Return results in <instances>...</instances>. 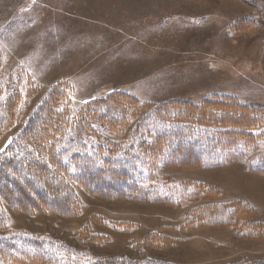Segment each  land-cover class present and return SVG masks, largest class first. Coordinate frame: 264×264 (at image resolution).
Listing matches in <instances>:
<instances>
[{
  "label": "rangeland",
  "instance_id": "1",
  "mask_svg": "<svg viewBox=\"0 0 264 264\" xmlns=\"http://www.w3.org/2000/svg\"><path fill=\"white\" fill-rule=\"evenodd\" d=\"M256 1L257 8L240 0H0V89L15 85L23 96L66 83L70 100L61 107L70 112L113 92L148 104H198L217 95L264 107V0ZM243 19L255 26L234 33L233 23ZM42 95L23 98L17 124L0 137V151ZM263 151L257 139L245 157L218 167L157 169L155 179L184 183L193 193L178 208L92 198L73 184L77 216L7 210L0 235L49 236L69 248L67 256L84 261L137 257L141 251L171 264L264 260V174L249 167ZM203 188L217 192L229 208L245 205L250 215L232 227L181 229L190 211L205 202ZM104 222L135 228L122 233ZM248 226L259 235L246 238ZM158 230L168 241L160 249H144L146 235Z\"/></svg>",
  "mask_w": 264,
  "mask_h": 264
},
{
  "label": "trees",
  "instance_id": "2",
  "mask_svg": "<svg viewBox=\"0 0 264 264\" xmlns=\"http://www.w3.org/2000/svg\"><path fill=\"white\" fill-rule=\"evenodd\" d=\"M240 1L259 6L256 0ZM254 26L243 19L234 22L231 30L241 33ZM41 92L34 109L0 151V231L7 226V210L77 216L80 200L73 184L92 198L181 207L193 200V193L184 183L155 179L157 169L218 167L245 157L257 139L264 142V107L232 97L213 95L198 104L176 100L148 104L113 92L70 112L61 107L70 100L66 83L30 89L23 96L15 85L0 89V137L17 124L23 98ZM249 167L264 174V151ZM202 190L205 202L190 211L181 229L232 227L251 213L243 204L229 208L218 201L217 192ZM104 225L122 233L135 228L125 223ZM158 232L146 235L144 249H160L168 241ZM257 235L254 227L245 228L246 238ZM68 249L49 236L15 231L0 235V264H171L144 251L137 257L99 256L84 261L67 256ZM230 264H264V260Z\"/></svg>",
  "mask_w": 264,
  "mask_h": 264
}]
</instances>
